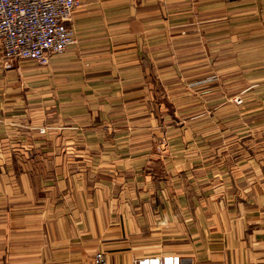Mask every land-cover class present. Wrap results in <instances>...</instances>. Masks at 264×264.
<instances>
[{
	"label": "crops",
	"instance_id": "1",
	"mask_svg": "<svg viewBox=\"0 0 264 264\" xmlns=\"http://www.w3.org/2000/svg\"><path fill=\"white\" fill-rule=\"evenodd\" d=\"M79 1L48 65L0 43V264H264V102H177L165 134L146 112L162 76L236 91L211 64L264 55V0Z\"/></svg>",
	"mask_w": 264,
	"mask_h": 264
},
{
	"label": "built area",
	"instance_id": "2",
	"mask_svg": "<svg viewBox=\"0 0 264 264\" xmlns=\"http://www.w3.org/2000/svg\"><path fill=\"white\" fill-rule=\"evenodd\" d=\"M79 0H0V43L7 66L23 59L48 65L55 54L73 46V26ZM134 264H193L180 255L144 256ZM94 264H108L106 254L98 251Z\"/></svg>",
	"mask_w": 264,
	"mask_h": 264
},
{
	"label": "rangeland",
	"instance_id": "3",
	"mask_svg": "<svg viewBox=\"0 0 264 264\" xmlns=\"http://www.w3.org/2000/svg\"><path fill=\"white\" fill-rule=\"evenodd\" d=\"M258 58L252 59L250 57H243L241 61L228 60L226 59L222 63L211 64L217 69L221 70V65L223 70L226 72H230L231 69L236 68L238 69L236 75L225 74L223 77L220 76V84L221 81L223 84H226V88L232 87L234 84L238 89L236 91H232L228 89L224 93L217 94L216 92L204 95L198 88L204 84L205 81H202L201 77H193V78H180V83L178 84V89L172 92V88L170 86V81L168 78L162 76L161 78H156V89L153 93V88L151 96L146 100V112L149 116H155L158 118V125L155 127V130L158 132H162L163 134L168 133L169 127L168 124L165 122V117L170 116L173 112L172 104L174 103H196V100L202 102L210 101L212 105L208 106L205 109V114L208 119L211 118H220L221 116H227L230 110H221L220 107H216L218 103L221 104V100L225 101H234L243 102V101H253V102H264V55L259 54L258 49ZM19 61H15L12 63L11 66H7L4 61H2V67L4 69H11L14 68L15 65ZM35 62V61H34ZM17 67V66H16ZM222 78V80H221ZM183 80V83L181 81ZM205 79V77L203 78ZM188 80V81H187ZM206 80V79H205ZM217 77H211L208 81H217ZM185 83L191 86L194 83L193 88L196 86V89H191L188 94L181 93L184 89H181L182 85ZM151 86H153V80L150 82ZM206 84H208L206 80ZM180 88V89H179ZM229 91V92H228ZM187 97V98H185ZM259 111H261L259 109ZM223 112V113H222ZM222 113V114H221ZM47 127L41 126L37 127L38 132L44 133L47 131ZM165 136V135H164ZM166 139V137L164 138ZM165 141V140H163ZM161 141L162 143H164Z\"/></svg>",
	"mask_w": 264,
	"mask_h": 264
}]
</instances>
